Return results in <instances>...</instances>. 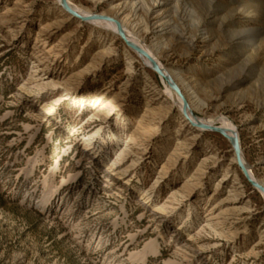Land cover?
<instances>
[{
    "label": "rangeland",
    "instance_id": "rangeland-1",
    "mask_svg": "<svg viewBox=\"0 0 264 264\" xmlns=\"http://www.w3.org/2000/svg\"><path fill=\"white\" fill-rule=\"evenodd\" d=\"M68 1L228 119L264 182V0ZM94 20L0 0V264H264V200L230 140Z\"/></svg>",
    "mask_w": 264,
    "mask_h": 264
},
{
    "label": "water",
    "instance_id": "water-1",
    "mask_svg": "<svg viewBox=\"0 0 264 264\" xmlns=\"http://www.w3.org/2000/svg\"><path fill=\"white\" fill-rule=\"evenodd\" d=\"M62 6L64 8V10L70 14L72 17L77 18L81 21H86V20H90V19H102V20H109V21H114L116 22L111 16L108 15H104V14H98L95 13L92 16H88V17H82L80 16L76 11H74L69 4L67 3V0H61ZM117 25V30H118V34L120 36V38L123 40V42L130 48L134 49L135 51H137L138 53L141 54H145L147 55V53L142 49V48H138L137 46H135L124 34L123 28L121 27V25L119 23L116 22ZM148 56V55H147ZM148 60L150 61V63L152 64V69L159 75L161 76L167 84H169V86L181 97L182 99V107H181V111L183 116L190 121V118L187 114V101L184 98L180 88L172 82V80L163 73L162 69L158 66V64L156 63V61L148 56ZM197 126L202 127L206 130H210V131H214L217 132L219 134H221L222 136L228 138L230 140L231 143V147H232V152L235 158V163L236 165L239 167V169L241 170L242 174L244 175V177L246 178L247 182L257 191H259L260 193L264 194V186L261 185L259 182L255 181L251 176L250 173L248 171V169L246 168V165L244 164V161L242 160V151H241V146L239 143V139L237 135H226L224 132H222L217 126H209L208 124H204L201 121H197L196 122Z\"/></svg>",
    "mask_w": 264,
    "mask_h": 264
},
{
    "label": "bare ground",
    "instance_id": "bare-ground-1",
    "mask_svg": "<svg viewBox=\"0 0 264 264\" xmlns=\"http://www.w3.org/2000/svg\"><path fill=\"white\" fill-rule=\"evenodd\" d=\"M59 1V4L62 6V3H61V0H58ZM67 3L69 4V6L74 10L76 11L80 16L82 17H86L87 15H89V12L88 11H85V10H82L74 5H72L68 0H67ZM136 2H132V5H134ZM139 5V4H138ZM63 7V6H62ZM141 8V7H140ZM114 19V18H113ZM91 20V19H90ZM115 20V19H114ZM98 21L102 22L103 24L107 25V26H104L106 27L107 29H109L112 33L114 34H118V28H117V25L116 22L114 21H109V20H101L99 19ZM90 22H93V23H98L96 20L92 19V21ZM121 27L123 28V31H124V34L126 35V37L135 45L137 46L138 48H142V45L144 46L145 48V52L147 53L148 56L151 57L150 55V50L145 46V44L140 41L137 36L131 32L129 29H127V27L122 24L119 20L118 22ZM100 24V23H98ZM101 26V25H100ZM242 37V34H239L236 38L237 39H240ZM131 50H133L137 55L138 57L143 60V62L145 63V65H147L148 67H150L152 69V64L150 63V61L148 60V56L145 55V54H141V53H138L137 51H135L134 49L131 48ZM154 56V55H153ZM156 61V63L158 64V66L162 69L163 73L166 74L171 80L173 83H175L176 85H178L176 83V80L174 78V75L171 73V71H169L168 69H166L160 61L154 59ZM153 70V69H152ZM154 71V70H153ZM155 72V71H154ZM161 77V76H160ZM162 78V77H161ZM163 79V78H162ZM164 80V79H163ZM165 81V80H164ZM169 85V84H168ZM171 89V88H170ZM173 90V89H172ZM171 90V96L172 98H174V100L177 101V104L182 107V99L181 97L174 91ZM170 91V90H169ZM170 93V92H169ZM185 95V94H184ZM186 98V96H185ZM175 101V102H176ZM191 105V104H190ZM187 114L190 118V121L192 123V125H194L197 129L199 130H206L202 127H199L197 126L196 122L197 121H201L203 122L204 124H208L209 126H217L214 124V121L213 120H207V118H202V117H198L197 115L194 114V112H192V109H191V106H189V104L187 103ZM222 132H224L226 135H237L238 136V139H239V134L237 132V129L236 127L226 118H222L220 121H219V125L217 126ZM239 143H240V139H239ZM234 162H235V158H233ZM242 160L244 161V164L246 165V168L248 169L249 173H250V176L257 182H259L261 185L264 186V182L263 181H260L258 179H256V177L253 175L252 171L249 170L246 162H245V159L243 158V155H242ZM262 195V198L264 200V194L261 193Z\"/></svg>",
    "mask_w": 264,
    "mask_h": 264
}]
</instances>
